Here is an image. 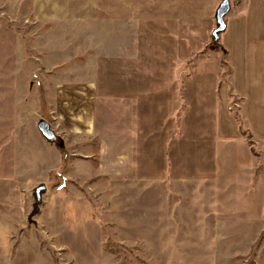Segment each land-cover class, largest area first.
<instances>
[{"label":"rangeland","instance_id":"374dc122","mask_svg":"<svg viewBox=\"0 0 264 264\" xmlns=\"http://www.w3.org/2000/svg\"><path fill=\"white\" fill-rule=\"evenodd\" d=\"M38 1L0 0V264H264V230L230 244L240 230L205 228L202 198L185 181L191 166L159 151V120L172 99L183 106L177 78L204 55L186 34L206 52L223 0H99L92 22L76 0ZM229 1L226 21L246 8ZM97 75L104 97L82 148L66 116L80 109L76 83Z\"/></svg>","mask_w":264,"mask_h":264},{"label":"crops","instance_id":"0c3cea01","mask_svg":"<svg viewBox=\"0 0 264 264\" xmlns=\"http://www.w3.org/2000/svg\"><path fill=\"white\" fill-rule=\"evenodd\" d=\"M66 1L69 0H63ZM98 1L76 0V5H82L79 19L85 22L96 19L93 7ZM54 2L58 0H51ZM37 3L47 4L45 0ZM245 7V12L236 19L225 20L222 44L208 46L209 55L201 50L202 42L196 32L186 34L192 53L204 55L194 62L193 75L177 78V83L187 87L182 89L183 106L178 99L175 103L172 99L173 110L159 120V142H162L159 151L167 156L165 149L169 150L168 163L172 165L191 166L185 181L188 194L195 191V196L202 198L201 221L205 228L241 231L240 240L229 239L230 244H249L264 230V0H245ZM176 41L178 54L184 46L178 36ZM178 57L182 59L181 55ZM208 64L216 67L208 69L205 66ZM225 71H229L228 76ZM96 79L76 83L80 109L75 115L66 116L74 143L82 148L86 141L95 138L99 99L104 97L99 75ZM199 85L204 89L198 88ZM107 97L115 100L116 94L109 92ZM134 102L138 100L134 98ZM135 108L140 112L137 114L140 126L141 112L146 106L141 101L135 103ZM233 112L239 113L242 123ZM137 132L141 135L144 130L138 127Z\"/></svg>","mask_w":264,"mask_h":264},{"label":"water","instance_id":"95a60500","mask_svg":"<svg viewBox=\"0 0 264 264\" xmlns=\"http://www.w3.org/2000/svg\"><path fill=\"white\" fill-rule=\"evenodd\" d=\"M231 11V4L229 0H223L220 5L218 6L215 14L216 19V29L212 33L213 38V44L215 46L218 45V41L221 38V34L226 30L227 24L225 21V17L230 13ZM38 130L43 135L44 138L51 141L54 138V133L51 131L49 124L46 121H41L38 124ZM45 188L42 186L39 189H37L36 197L37 201L39 202L41 197V191H44Z\"/></svg>","mask_w":264,"mask_h":264},{"label":"trees","instance_id":"16d2710c","mask_svg":"<svg viewBox=\"0 0 264 264\" xmlns=\"http://www.w3.org/2000/svg\"><path fill=\"white\" fill-rule=\"evenodd\" d=\"M218 45H220V44H219V41H218Z\"/></svg>","mask_w":264,"mask_h":264}]
</instances>
